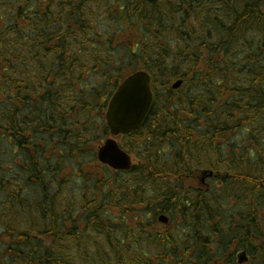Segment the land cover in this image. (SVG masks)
I'll list each match as a JSON object with an SVG mask.
<instances>
[{
  "label": "trees",
  "instance_id": "1",
  "mask_svg": "<svg viewBox=\"0 0 264 264\" xmlns=\"http://www.w3.org/2000/svg\"><path fill=\"white\" fill-rule=\"evenodd\" d=\"M176 53L191 76L168 69ZM140 70L161 92L123 138L138 164L114 172L96 147ZM189 78L231 102L170 89ZM205 165L208 190L192 186ZM0 200V264H264V0H0ZM161 214L191 231L187 254Z\"/></svg>",
  "mask_w": 264,
  "mask_h": 264
},
{
  "label": "water",
  "instance_id": "2",
  "mask_svg": "<svg viewBox=\"0 0 264 264\" xmlns=\"http://www.w3.org/2000/svg\"><path fill=\"white\" fill-rule=\"evenodd\" d=\"M177 82L173 89L181 87ZM155 103V95L151 86V77L140 71L129 76L112 96L106 112L107 124L111 138L98 149L101 164L117 171H130L133 167L132 157L125 152L116 137L132 134L140 130L148 120ZM212 177V174L210 175ZM159 221L168 224L169 219L161 216ZM247 261L244 255L240 263Z\"/></svg>",
  "mask_w": 264,
  "mask_h": 264
},
{
  "label": "rangeland",
  "instance_id": "3",
  "mask_svg": "<svg viewBox=\"0 0 264 264\" xmlns=\"http://www.w3.org/2000/svg\"><path fill=\"white\" fill-rule=\"evenodd\" d=\"M95 4H93V6H94ZM94 7H96V6H94ZM96 26H97V24H96ZM101 30H104V27L102 26V29ZM126 44H130V43H128L127 42V40H126V42H125ZM186 46V43H183L182 42V44H180V43H176V45H175V47L173 48V50H175V51H179L180 50V48H183V47H185ZM178 53V52H177ZM177 53L175 54V56L173 57V59L172 60H170V59H168V64H170V67H168V69L169 70H174V71H176V72H183V73H185V74H187V75H189L190 74V76L193 74V71L194 70H189L185 65H183L182 64V67L181 66H175L174 64H173V62L175 61V59H176V57H177ZM114 55H118V52H115L114 53ZM156 66H157V63H156ZM181 82H182V85H181V87L179 88V90H181L182 92H184L183 93V95H187V96H189V95H193V93L191 94L190 93V90H189V88H190V86H192L193 88H196L197 86H200L199 87V90L201 91V92H203V96H204V100H205V102L207 103V104H209L210 105V107H211V110H212V108H213V111H217V105H221V104H223V103H229V102H231V100L232 99H226L225 101H224V98H223V96H222V94L221 93H219L217 90H216V88L213 86V85H210V86H208L207 88H205L204 87V84L202 85V83H201V80L198 78V79H192L191 80V78H189V84L187 85V87H185L184 86V88H183V81L182 80H180ZM177 82H179V81H177L176 79H172V81H171V84L170 85H175ZM203 82V81H202ZM154 90H155V92L156 93H160L161 92V88L160 87H156V88H154ZM179 90H176V92L177 91H179ZM106 121V120H105ZM110 136H108V137H106L105 138V140L107 139V138H109ZM104 140V141H105ZM234 140H236V139H234ZM103 141V142H104ZM117 141L121 144V145H123L125 142H124V140H123V138L121 137V138H118L117 139ZM102 142V143H103ZM102 143H98L99 145H97V147L96 148H98ZM2 144H6V142L4 141ZM6 156V155H5ZM133 157V159H134V165H137L138 164V158L136 159V157L135 156H132ZM210 159L211 160H214V154H212L211 156H210ZM64 162L63 163H68L67 162V160L66 159H62ZM205 164H207V162H205ZM86 165V164H85ZM86 167H87V165H86ZM73 168H72V166H70L69 167V169L67 170V172L68 173H71ZM90 169V168H89ZM70 171V172H69ZM67 172H66V174H67ZM65 174V175H66ZM210 174H211V169H210V166H207V165H205V168L204 169H198V170H196V176H197V182H196V184H191L192 186H194V187H200V188H202V189H204V190H208L209 189V182L211 181V178L209 177L210 176ZM65 184V183H64ZM65 187H66V185H65ZM72 188L68 191V193L73 197V199H78L79 197H80V192H81V189H80V187L78 186V185H72L71 186ZM68 187H66V189H67ZM70 188V187H69ZM216 188L218 189V188H220V185H218V187L216 186ZM67 193V192H66ZM67 196V195H66ZM2 200H3V198H2ZM1 201V200H0ZM147 209H149L148 207H146ZM233 208V207H232ZM8 211H9V209H8ZM6 212V221H8L7 220V216H8V212H7V210L5 211ZM169 220H170V218L168 217V216H166ZM260 221V224H261V226H260V230H259V235L261 236V238H262V240L261 241H259V244L261 245V246H264V244H263V242H264V208H263V211H262V215H261V219L259 220ZM158 226H160V227H167V228H170V232H169V234H170V236L172 237V239H173V241H174V243L176 242L178 245H180V246H182V248H183V250H182V253H184V254H187L186 252L187 251H184V246L185 245H189V239H187V237H190V234H191V231L190 230H185V232L183 233V232H181L182 230H184V228H182L181 227V229H178L177 227H176V224H173V223H170L169 224V226H164L163 224H160L159 222H158ZM211 227V226H210ZM122 231H123V229L121 228V227H119L118 228V230H117V235L119 236V234H121L122 233ZM191 236H193V235H191ZM97 239H100V238H98V237H96ZM171 239V238H170ZM193 239V238H192ZM5 243H8V241H7V238L6 237H1L0 238V258H2L3 257V246H5L6 244ZM152 242L150 241V240H147V239H145L144 241H143V243H142V245L140 246L141 248H142V250L144 251V252H147L151 257H152V259H155L156 258V256H157V252H156V247L155 246H153L152 244H151ZM175 243V244H176ZM150 251V252H149ZM263 254V256H264V253H262ZM173 263H175V260H173L172 261ZM191 264H194V263H191Z\"/></svg>",
  "mask_w": 264,
  "mask_h": 264
},
{
  "label": "flooded vegetation",
  "instance_id": "4",
  "mask_svg": "<svg viewBox=\"0 0 264 264\" xmlns=\"http://www.w3.org/2000/svg\"><path fill=\"white\" fill-rule=\"evenodd\" d=\"M153 209H154V207H153Z\"/></svg>",
  "mask_w": 264,
  "mask_h": 264
}]
</instances>
